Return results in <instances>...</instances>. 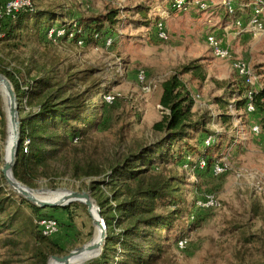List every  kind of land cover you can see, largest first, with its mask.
Wrapping results in <instances>:
<instances>
[{
  "label": "rangeland",
  "instance_id": "rangeland-1",
  "mask_svg": "<svg viewBox=\"0 0 264 264\" xmlns=\"http://www.w3.org/2000/svg\"><path fill=\"white\" fill-rule=\"evenodd\" d=\"M202 1V9L193 5L175 10L170 7L171 0H32L36 10L49 8L58 15L65 13L70 20L118 9L121 20L114 25L116 43L83 47L69 39L48 40L28 34L15 47L0 33V69L30 71V75L50 76L53 81H64L69 73H86L93 83L107 87L104 99L110 105L111 125L106 128L107 121L98 130L90 131L87 145L96 149L98 158L111 161L135 144L156 139L158 135L151 126L163 114L158 102L160 83L183 64L199 59L205 67L207 76L202 82L183 76L194 97L192 110L196 115L217 117L214 98L229 89H241L233 61H246L257 85L264 80V11L259 15L262 30L254 35L249 28L254 0ZM228 4L233 8L231 13ZM140 5L141 13L137 9ZM160 18L167 31L166 40L157 36L154 27ZM211 33L229 50V57L213 55L206 40ZM90 69H94L92 74L87 72ZM140 73L143 79L138 78ZM95 94L93 103L97 100L98 93ZM0 105L6 129L8 124L7 142L0 141L1 170L11 129L9 98L2 84ZM231 114L234 118L227 129L215 123L208 126L236 135L228 149L217 158L213 156L226 170L219 175L208 170L185 173L184 194L187 202L195 197V214L200 220L184 230V247L171 240L157 264H264V113L248 114L239 109L231 110ZM253 125L259 126V133H252ZM92 179L102 176L74 179L66 174L53 183L39 178L31 192L43 200L56 199L67 191L88 192L97 205L89 189ZM209 199L214 204L205 206ZM65 206L67 210L41 208V213L53 215L62 224L59 243L64 252L60 256L92 242L98 233L85 204L73 201ZM23 211L29 212L28 208ZM6 240L8 244L2 246ZM26 249L25 238L10 235L7 229L0 232V264H27ZM94 254L89 253L86 261L98 257ZM49 264L59 263L49 258Z\"/></svg>",
  "mask_w": 264,
  "mask_h": 264
},
{
  "label": "trees",
  "instance_id": "trees-1",
  "mask_svg": "<svg viewBox=\"0 0 264 264\" xmlns=\"http://www.w3.org/2000/svg\"><path fill=\"white\" fill-rule=\"evenodd\" d=\"M137 9L141 13V5ZM119 16L118 9H109L70 20L65 13L58 15L49 8L36 10L31 0L30 7L2 16L0 33L15 47L28 34L48 40L69 39L83 47H108L116 43L114 25L120 22ZM50 30L53 33L49 37ZM58 30L62 34L57 36ZM87 72L92 74L94 69ZM0 74L11 83L17 101L19 139L12 166L14 178L31 188L39 178L53 183L66 174L74 179L102 176L90 180L89 189L105 223L106 241L98 257L83 264H157L171 240L177 245L185 237L184 230L200 220L195 214V197L187 202L184 194L185 173L208 170L215 175L212 169L218 163L217 156L236 138L234 133L218 132L208 126L215 123L230 127L234 118L231 110L264 113V80L256 84L249 98L248 87L237 74L241 89H229L214 98L219 110L217 117L196 115L192 110L194 97L183 76L202 82L207 75L203 63L193 59L160 83L158 102L163 114L151 126L158 135L156 139L135 144L119 157L104 161L97 157L96 149L87 145V136L107 121L106 128L111 125L110 105L104 99L107 87L93 83L86 73H69L64 81L30 75V71L12 67L0 69ZM95 92L98 95L93 103ZM249 102L253 111L246 109ZM5 138L6 124L0 105V141ZM6 183L0 171V232L7 229L8 234L25 238L27 264H47L52 255L64 252L59 243L62 224L58 222V232L52 237L42 236L36 220L53 215L41 213V207L18 195ZM35 195L39 197L38 193ZM25 208L29 210L27 214ZM49 209L67 210L68 206ZM67 216L71 219V214Z\"/></svg>",
  "mask_w": 264,
  "mask_h": 264
},
{
  "label": "built area",
  "instance_id": "built-area-1",
  "mask_svg": "<svg viewBox=\"0 0 264 264\" xmlns=\"http://www.w3.org/2000/svg\"><path fill=\"white\" fill-rule=\"evenodd\" d=\"M254 7L252 9L253 13L249 19V28L251 30L252 34H259L262 30L261 22L259 19V15L262 11H264V0H254ZM198 6L199 8H204V1L202 0H172L171 1V8L175 10H185L187 7L190 6ZM31 6V0H8L5 3L0 5V19L3 15H10L15 13L17 10H19L22 7H30ZM228 12L231 13L233 11V8L230 4L227 6ZM156 32L157 36L162 39L166 40L168 38L167 31L163 22V19H159L155 22ZM53 33V30H50L48 32V36L50 37ZM57 36L62 34V30L56 31ZM207 43L211 49V52L214 56L219 58H227L229 57V50L221 44L219 39L216 37L214 33L208 34L206 36ZM110 40L106 41V44L108 45ZM232 68L236 71V73L243 78L244 83L248 87L247 97L250 98L252 91L256 88V79L253 75L251 68L249 64L241 59H237L232 62ZM139 79H143L142 73L138 76ZM247 111H253V106L249 102L246 107ZM252 131L257 133L259 131V128L257 125L252 126ZM28 143V140L25 141V144ZM206 143H208V140H206ZM262 146L264 147V141L262 142ZM203 166V162H200V167ZM226 170L225 165L221 163H216L213 166V173L215 175L221 174ZM205 206L213 205L212 199H209L206 203H204ZM102 223L104 221L102 220ZM36 224L38 227V230L42 236L45 237H52L58 232V223L57 221L49 216H41L36 220ZM184 239L179 240L177 245L180 248L184 247Z\"/></svg>",
  "mask_w": 264,
  "mask_h": 264
},
{
  "label": "water",
  "instance_id": "water-1",
  "mask_svg": "<svg viewBox=\"0 0 264 264\" xmlns=\"http://www.w3.org/2000/svg\"><path fill=\"white\" fill-rule=\"evenodd\" d=\"M0 76L4 79L6 83L7 92L9 95V119L10 122L14 125V134L12 138V144L10 145V159L7 162L3 163L1 167V173L7 182V184L12 187L18 194L22 195L27 201L32 204H35L41 208L46 207H63L70 202L79 201L86 205L87 211L90 213L92 217L93 224L97 227L96 229L99 230V240L97 242H90L85 244L82 247H78L67 254L64 255H52L50 258L54 259L55 261L59 262L60 264H83L86 261V258L89 256V253H95V256H98L102 250V247L106 241V231H105V224L102 223V218L100 215V210L98 206L94 203L91 199L88 192H77V191H68V193L57 201H48L43 200L35 195L31 194L30 191L33 189L24 185L23 183L17 181L12 174V166L15 162V156L18 147V139H19V119H18V112H17V101L16 96L14 94L13 87L9 80L2 74ZM7 142V129H6V138L5 141ZM11 175V179L8 178L7 174ZM92 209L96 211V216L92 215ZM87 254V255H86ZM49 262V260H48ZM47 262V264H48Z\"/></svg>",
  "mask_w": 264,
  "mask_h": 264
},
{
  "label": "bare ground",
  "instance_id": "bare-ground-1",
  "mask_svg": "<svg viewBox=\"0 0 264 264\" xmlns=\"http://www.w3.org/2000/svg\"><path fill=\"white\" fill-rule=\"evenodd\" d=\"M0 84H2V86L5 88L6 92H7V88H6V83L4 81V79L0 76ZM7 95H8V92H7ZM8 98H9V95H8ZM10 120V119H9ZM7 123H8V120H7ZM10 126H11V129H10V133H8V137H9V142H8V145H7V149H6V158L4 159V162H7L9 161L10 159V145L12 144V138H13V134H14V125L12 124V122H10ZM7 131H8V124H7ZM8 178L11 179V175L8 173L7 174ZM12 188V187H11ZM13 189V188H12ZM14 190V189H13ZM15 191V190H14ZM32 191H35V190H32ZM16 192V191H15ZM31 192V191H30ZM18 193V192H17ZM68 193V191L64 194H62L61 196H59L58 198L56 199H53V200H48V201H57L59 199H61L62 197H64L66 194ZM31 194L35 195L34 193L31 192ZM36 196V195H35ZM37 197V196H36ZM39 198V197H38ZM41 199V198H40ZM92 215L95 217L96 216V211L94 209H92ZM98 230V229H97ZM99 240V230H98V233H97V236L96 238L92 241V242H97ZM52 259V258H50ZM54 260V259H52ZM55 261V260H54ZM57 262V261H56ZM59 263V262H58ZM49 264V262H48ZM60 264V263H59Z\"/></svg>",
  "mask_w": 264,
  "mask_h": 264
},
{
  "label": "crops",
  "instance_id": "crops-1",
  "mask_svg": "<svg viewBox=\"0 0 264 264\" xmlns=\"http://www.w3.org/2000/svg\"><path fill=\"white\" fill-rule=\"evenodd\" d=\"M57 212H58V211H57ZM60 217H62V216L60 215ZM63 218H65V215H63ZM62 221H63V219H62ZM62 221H61V222H62Z\"/></svg>",
  "mask_w": 264,
  "mask_h": 264
}]
</instances>
